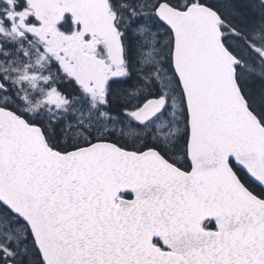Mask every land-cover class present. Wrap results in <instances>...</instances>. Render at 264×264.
<instances>
[{
    "label": "snow or ice",
    "instance_id": "6c2138e0",
    "mask_svg": "<svg viewBox=\"0 0 264 264\" xmlns=\"http://www.w3.org/2000/svg\"><path fill=\"white\" fill-rule=\"evenodd\" d=\"M0 264H264V0H0Z\"/></svg>",
    "mask_w": 264,
    "mask_h": 264
}]
</instances>
